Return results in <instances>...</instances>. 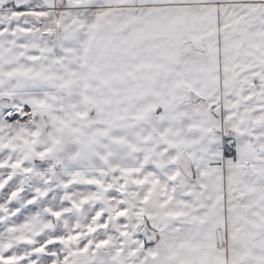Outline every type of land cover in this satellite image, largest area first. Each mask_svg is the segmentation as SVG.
<instances>
[{
  "label": "snow or ice",
  "instance_id": "1",
  "mask_svg": "<svg viewBox=\"0 0 264 264\" xmlns=\"http://www.w3.org/2000/svg\"><path fill=\"white\" fill-rule=\"evenodd\" d=\"M0 264H264V0H0Z\"/></svg>",
  "mask_w": 264,
  "mask_h": 264
}]
</instances>
